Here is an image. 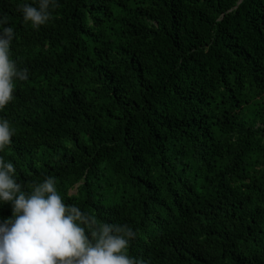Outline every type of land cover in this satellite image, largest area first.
I'll use <instances>...</instances> for the list:
<instances>
[{
	"label": "trees",
	"instance_id": "trees-1",
	"mask_svg": "<svg viewBox=\"0 0 264 264\" xmlns=\"http://www.w3.org/2000/svg\"><path fill=\"white\" fill-rule=\"evenodd\" d=\"M24 3L0 0L22 187L54 177L149 264H264V0H56L38 28Z\"/></svg>",
	"mask_w": 264,
	"mask_h": 264
},
{
	"label": "clouds",
	"instance_id": "clouds-1",
	"mask_svg": "<svg viewBox=\"0 0 264 264\" xmlns=\"http://www.w3.org/2000/svg\"><path fill=\"white\" fill-rule=\"evenodd\" d=\"M56 0L20 5L23 20L38 28L49 21ZM14 27L0 14V110L13 98L15 81L28 79L26 68L10 59ZM14 129L0 117V152L12 142ZM15 167L0 155V205L11 216L0 219V264H149L128 254L137 232L127 224L98 223L75 204H66L55 178L45 176L26 190Z\"/></svg>",
	"mask_w": 264,
	"mask_h": 264
},
{
	"label": "rangeland",
	"instance_id": "rangeland-1",
	"mask_svg": "<svg viewBox=\"0 0 264 264\" xmlns=\"http://www.w3.org/2000/svg\"><path fill=\"white\" fill-rule=\"evenodd\" d=\"M73 192V191H72Z\"/></svg>",
	"mask_w": 264,
	"mask_h": 264
}]
</instances>
